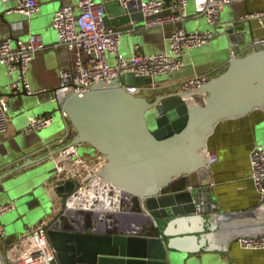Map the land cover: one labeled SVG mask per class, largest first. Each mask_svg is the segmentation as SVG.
<instances>
[{"label":"water","instance_id":"obj_1","mask_svg":"<svg viewBox=\"0 0 264 264\" xmlns=\"http://www.w3.org/2000/svg\"><path fill=\"white\" fill-rule=\"evenodd\" d=\"M117 16L107 21L104 15V23L121 26L143 20L140 12L118 11ZM0 18L5 20L1 13ZM232 30L229 26L226 32ZM129 76L137 80L124 74L97 81L82 95L71 93L56 103L73 132L67 145H88L104 161L97 172L103 182L96 197L100 203H94L97 211L77 210L76 204L67 207L74 182L56 188L61 209L47 225L55 264H188L198 248L195 240L201 239L194 233L218 226L210 213L219 209L205 181L210 167L208 138L219 121L264 111V47L242 55L234 49L220 73L190 91L147 97L128 90ZM191 95L196 101L185 99ZM148 113L154 118L153 128ZM47 132H21L14 142L20 151L40 144L49 150ZM29 137L33 142L25 145ZM40 159L28 158L1 173L0 181ZM194 173L199 176L197 184L179 185L180 179ZM34 198L44 206L45 199L40 201L34 191L20 195V209L27 210Z\"/></svg>","mask_w":264,"mask_h":264},{"label":"crops","instance_id":"obj_2","mask_svg":"<svg viewBox=\"0 0 264 264\" xmlns=\"http://www.w3.org/2000/svg\"><path fill=\"white\" fill-rule=\"evenodd\" d=\"M39 1V11L27 17L18 12H9L10 8L17 5L18 0H0V13L5 18V20L0 18V41L12 33L14 35L18 33L22 39H26L29 33H35L42 36L45 44V48L34 55L26 73L32 94H8L6 86L11 81V75L7 73L6 67L0 64V93L9 95V128L5 135H0V165H4L0 174L23 164L28 158H41L37 163L9 173L0 181V206L12 202L15 207L0 215V227L4 228V222L10 221L9 225L13 229L12 234L8 233L7 237L5 231L0 239L2 251L5 245L17 241L37 221L49 214L43 212V203L38 204L36 198L29 203L32 212L20 209L22 204L19 198L22 194H32L35 191L40 201L45 195L49 199L50 192L46 182L51 179L54 172L51 155L56 154L55 147L52 146L50 149V145L61 139L66 141L68 137L73 136L63 113L55 116L56 102L52 96L53 90L60 82V70L71 65L75 55L58 44V35L52 26V19L54 13L64 5L72 6L78 13L80 11L78 0ZM97 1L103 5L105 15L109 17L107 21L118 19V11L126 13L121 9L118 0ZM159 1L169 5L173 0ZM199 1L187 0V19L182 26L189 32L212 31L213 39L204 45L186 50L182 57L185 66L176 72L155 77L153 83H149L152 81L147 78L137 83L138 79L134 80L129 76L128 86L138 88L140 95L153 98L158 94L181 91L180 83L188 76L199 73L216 75L227 65L232 48L237 50L250 39L249 45L239 52V55H242L254 49L251 47L252 40L264 36V28L256 21L243 19L245 12L264 7V0H247L226 5L222 8L215 25H209L203 16L197 15ZM133 22L115 26L122 31L118 53L124 59L131 57L134 45L139 46L140 52L148 54L168 50L172 24H167L163 28L146 29L143 20ZM229 26L233 28L230 33L226 32ZM108 58L114 64V55L108 53ZM82 59L87 62L88 57L82 55ZM185 99L194 102L196 96L191 95ZM30 116L51 118V123L43 128L48 131L46 134L48 138L45 141L50 146L49 150H45L43 144H40L20 151L14 142V138L21 132L30 134L23 131ZM61 129L63 132H59ZM33 138L29 137L25 145L32 143ZM207 144L210 167L206 172L205 181L209 184L214 204L219 209L217 213H210L211 218L217 220L218 226L214 230L194 233L198 237L201 236V239L195 240L194 245H198L199 249L190 255L188 264H264V249L244 250L236 242L238 237L264 233V197L258 193L250 178L249 161L250 150L258 144L264 146V111L255 109L246 115L219 121ZM198 180L199 176L194 173L180 179L179 185L197 184ZM11 181L17 182L8 186ZM175 188L178 189L180 186ZM12 212L13 214L17 212L16 219H13Z\"/></svg>","mask_w":264,"mask_h":264},{"label":"built area","instance_id":"obj_3","mask_svg":"<svg viewBox=\"0 0 264 264\" xmlns=\"http://www.w3.org/2000/svg\"><path fill=\"white\" fill-rule=\"evenodd\" d=\"M245 1L247 0H200L197 4V15L203 16L209 25H215L223 7ZM118 2L128 14L140 12L146 29L163 28L167 24H172L168 50L148 54L140 52L139 46L134 45L131 57L124 59L118 53L122 31L104 23L105 11L100 2L78 0L80 9L78 13L70 5L61 6L53 15L52 26L57 31L58 44L73 53L75 59L71 65L60 70L59 85L53 90L54 102H62L71 93L82 95L94 82L110 81L124 74L135 78H149L153 83L155 77L182 69L185 66L182 57L186 50L204 45L214 37V33L209 30L189 32L183 28L182 24L187 19V0H173L169 5H164L159 0ZM39 7V0H18L17 5L10 8L9 12H18L29 17L39 11ZM243 19L256 21L264 28V7L245 12ZM251 47L253 50L263 48L264 36L252 40ZM44 48L42 36L35 33H29L26 39L20 38L18 33L16 35L12 33L0 41V64L4 65L7 73L11 75V81L6 86L8 94L17 95L23 92L32 94L26 73L34 55ZM107 53L114 55L113 65L109 63ZM233 53L234 48L231 49V54ZM82 55L88 57L87 62H84ZM213 76L215 75L209 73L188 76L181 81L180 90L196 89ZM127 88L139 94L138 88L133 86ZM8 94L0 93V135H5L9 128ZM50 123L49 116H30L23 131L36 132L46 128ZM67 142L68 139L66 141L61 139L50 145L51 147L46 144L50 149L54 146L56 153L51 155L54 162L53 175L46 182L54 201L52 213L37 221L17 241L5 245L4 251L0 248V264H52L55 260V250L47 235V225L51 217L61 209V197L56 188L67 181L74 182L75 191L67 196L66 205L71 207L76 204L79 210L78 204L92 196L90 188L102 187L103 182L97 176V172L103 164L104 156L98 152L94 156H81L78 145H67ZM249 161L250 178L258 193L264 196V146L255 145L249 152ZM81 206L85 209V203ZM14 208L12 202L2 205L0 215ZM4 234V228L0 227V239ZM236 242L244 250H261L264 249V234L242 236L237 238Z\"/></svg>","mask_w":264,"mask_h":264},{"label":"rangeland","instance_id":"obj_4","mask_svg":"<svg viewBox=\"0 0 264 264\" xmlns=\"http://www.w3.org/2000/svg\"><path fill=\"white\" fill-rule=\"evenodd\" d=\"M221 36H223V35H221ZM221 36H217V37H221ZM249 43H250V39H247V40L242 44V46H239V48H237V51L240 52L241 49H244L247 45H249ZM251 43H252V42H251ZM228 49H229V48H228ZM107 58H108V53H107ZM108 61H109V63H110L111 65H113V62H112V60H111L110 58H108ZM143 78H144V77L137 78V79H138L137 83H141V81L144 80ZM54 105H55V107L57 106L56 103H54ZM55 109H56V108H55ZM54 113H55V116H56L57 114H60V111H58V110L56 109V111H55ZM147 118H148L149 126H150L151 128L155 127V123H154V121H153L154 118H153V116H152L151 113H148V114H147ZM59 132H63V130L61 129ZM77 148H78V152H79V154H80L81 156H94V155L97 153L96 150H94L92 147H90V146H88V145H78ZM45 196H46V195H45ZM45 196H44L45 202H44V210H43V212L45 213V211H46V213L49 212V214H51V213H52V210H53V203H54V201L52 200L50 194H48L49 199L47 198V196H46V197H45ZM57 202H59V200H58ZM26 209L28 210V212H32V211H33L32 208H30V206H27ZM16 213H17V212H14V214H13V212H12V214H13V219L15 218V215H16V218L18 217V214H16ZM46 213H45V214H46ZM8 215H9V213H8ZM16 218H15V219H16ZM2 222H4V221H2ZM10 223H11L10 221H9L8 223L4 222V224H5V225H4V228H5L6 236H7V237H8V233L12 234V231H13V229H12L11 226L9 225ZM52 264H55V261H54V260L52 261Z\"/></svg>","mask_w":264,"mask_h":264},{"label":"bare ground","instance_id":"obj_5","mask_svg":"<svg viewBox=\"0 0 264 264\" xmlns=\"http://www.w3.org/2000/svg\"><path fill=\"white\" fill-rule=\"evenodd\" d=\"M102 191H103L102 187L96 186V187L90 188V192H91L92 196L87 197L86 201L83 200L80 204H78L79 208H82L81 204L85 203V207H84L85 209H82V210H88L87 208H89L92 211L96 210L93 207L94 205L92 206V204H94V203L99 204L100 203L99 201H96V197H99L98 194L101 193Z\"/></svg>","mask_w":264,"mask_h":264}]
</instances>
